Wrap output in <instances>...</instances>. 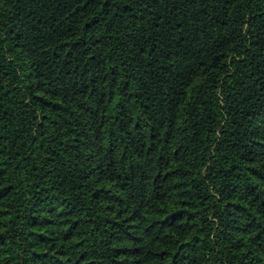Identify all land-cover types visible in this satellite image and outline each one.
Here are the masks:
<instances>
[{
	"label": "trees",
	"instance_id": "obj_1",
	"mask_svg": "<svg viewBox=\"0 0 264 264\" xmlns=\"http://www.w3.org/2000/svg\"><path fill=\"white\" fill-rule=\"evenodd\" d=\"M0 264H264V0H0Z\"/></svg>",
	"mask_w": 264,
	"mask_h": 264
}]
</instances>
